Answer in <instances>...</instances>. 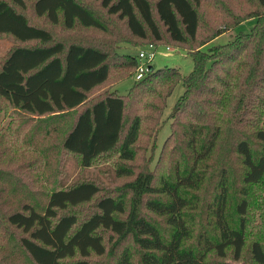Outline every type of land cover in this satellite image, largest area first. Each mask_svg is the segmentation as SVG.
<instances>
[{
  "label": "trees",
  "instance_id": "16d2710c",
  "mask_svg": "<svg viewBox=\"0 0 264 264\" xmlns=\"http://www.w3.org/2000/svg\"><path fill=\"white\" fill-rule=\"evenodd\" d=\"M99 3L137 45L185 50L192 70L151 67L118 94L114 84L133 77L137 55L116 54L105 38L57 40L30 22L26 0H0V37L14 42L0 56L8 119L0 125V264H264V0ZM32 8L66 29L107 32L80 0H33ZM251 18L248 32L202 50ZM179 82L184 91L155 157L159 114ZM35 115L65 123L58 143L49 128L34 143ZM60 150L83 168L110 160L127 180L109 191L91 179L55 181L43 203L26 195L12 206L23 173L38 166L25 155ZM86 204L90 212L78 216Z\"/></svg>",
  "mask_w": 264,
  "mask_h": 264
},
{
  "label": "rangeland",
  "instance_id": "374dc122",
  "mask_svg": "<svg viewBox=\"0 0 264 264\" xmlns=\"http://www.w3.org/2000/svg\"><path fill=\"white\" fill-rule=\"evenodd\" d=\"M84 2V4L88 5L92 8L96 14H99L104 21L107 23V32H102L96 28H85L79 23L75 26V29H66L61 24H52L45 17H37L33 11L32 3L33 0H26V6L23 11L29 18L30 22L35 23L38 26L50 29L55 38L57 40L68 42H82V43H91L96 44L102 39H108L112 41L115 45L114 52L116 54H131L136 56L138 51L143 48L142 45H137L136 42H133V39L128 36V32L126 31L123 21L118 20L115 16L106 14L104 8L101 7L99 0H80ZM235 0H229L230 3H234ZM241 1V0H237ZM245 5V4H244ZM248 8H252L251 4L247 2ZM245 5V6H247ZM20 9L19 7L15 6ZM255 18L248 19L237 27L219 35L214 38L207 44L202 47L203 51H207L210 47L220 44H225L231 41L237 34L248 32L251 27L255 23ZM124 34L125 38L124 39ZM13 40L10 37H0V56H2L8 49L13 45ZM154 69H159L163 67H174L176 68L181 75H187L193 66L192 59L189 54L186 53L185 50L181 48H176L170 46L169 50H166L163 46H160L158 50L155 52V57L152 59L151 63ZM210 65V60L207 62V66ZM122 75L119 74L113 75L112 83L115 82ZM135 78L127 77L121 81H119L116 85L114 84V90L118 94H125L129 90V88L134 83ZM112 88V87H110ZM184 86L181 82H179L173 92L166 100V106L164 111L159 114V120L161 123L160 129L158 131L157 140H156V153L157 156L160 147L163 144V141L169 134V124L170 118L169 114L172 112L173 107L175 105L176 100L183 93ZM5 109V108H4ZM4 111V110H3ZM47 115L38 116L35 115L32 122L28 124V130L31 131L35 129L33 139L34 143L41 144L44 139L43 130L49 128V135L51 137L52 142L58 143L61 135L60 131L64 127L65 123H58L56 125L55 122L50 125V123H46L42 121L41 118ZM22 119L17 121V124H20ZM8 122L7 118H3V112H0V125L5 126ZM69 121H67L68 125ZM55 126V127H53ZM59 127V130L57 129ZM31 135L29 134V137ZM27 159H37L36 165L38 166H30V170L25 174V181L21 180L23 185L17 186V191H19L20 196L18 194H14L12 199V206L17 207L21 200H25L24 197H30V199L43 203L44 197L42 195V191L45 190V187L50 188L55 181H60L63 186L71 185L79 180L83 179H91L95 180L99 186H101L103 191H109L111 189H115L122 185L127 178L119 177L116 174V168L112 161L110 160H101L98 163L94 164L91 167L83 168L79 165L78 159L73 154L68 152H64L60 150L56 154H47V155H35L32 156L25 155ZM26 183L30 184V188L26 187ZM27 190V192L25 191ZM102 191V192H103ZM101 194V193H100ZM91 206L90 204H86L77 209L78 216H84L87 212H90ZM95 260V259H94ZM107 261V260H106ZM231 264H242L240 262ZM106 264V263H105Z\"/></svg>",
  "mask_w": 264,
  "mask_h": 264
},
{
  "label": "built area",
  "instance_id": "2783aa9c",
  "mask_svg": "<svg viewBox=\"0 0 264 264\" xmlns=\"http://www.w3.org/2000/svg\"><path fill=\"white\" fill-rule=\"evenodd\" d=\"M169 50V47H165ZM158 49L153 44L141 48L137 53L138 65L134 74L135 80H140L148 74L152 65L150 64L152 59L155 57V52Z\"/></svg>",
  "mask_w": 264,
  "mask_h": 264
}]
</instances>
